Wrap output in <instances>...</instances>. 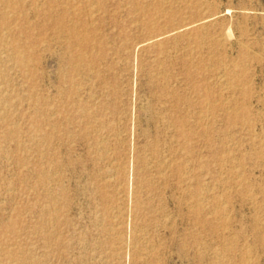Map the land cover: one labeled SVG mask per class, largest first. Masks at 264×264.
Listing matches in <instances>:
<instances>
[{"label":"rangeland","instance_id":"1","mask_svg":"<svg viewBox=\"0 0 264 264\" xmlns=\"http://www.w3.org/2000/svg\"><path fill=\"white\" fill-rule=\"evenodd\" d=\"M0 264H264V0H0Z\"/></svg>","mask_w":264,"mask_h":264},{"label":"bare ground","instance_id":"2","mask_svg":"<svg viewBox=\"0 0 264 264\" xmlns=\"http://www.w3.org/2000/svg\"><path fill=\"white\" fill-rule=\"evenodd\" d=\"M93 4V3H92ZM91 4V5H92ZM93 14V13H92ZM28 24V23H27ZM75 30V29H74ZM95 32V31H94ZM96 55V54H95ZM63 60V59H62ZM57 90V89H56ZM44 109H45V107H44ZM42 112V111H41ZM43 114V113H42ZM86 114V113H85ZM233 115V114H232ZM40 119H42V118H40ZM40 122H41V120H40ZM45 122V121H44ZM89 122V121H88ZM84 125H85V123H84ZM89 133V132H88ZM84 135V134H83ZM97 142H98V140H97ZM42 143V142H41ZM39 146H41L40 144H39ZM38 146V147H39ZM98 147V146H97ZM43 150H45V149H43ZM43 157V156H42ZM44 158V157H43ZM43 158H42V160H43ZM41 159V158H40ZM40 172H41V170H40ZM43 173V172H42ZM41 173V174H42ZM46 198H48V195H47V197ZM50 199V198H49ZM43 209H45V208H43ZM44 212V211H43ZM45 212H47V211H45ZM44 214V213H43ZM49 215H50V211H49ZM54 216V215H53ZM55 218V217H54ZM53 221H54V219H53ZM44 223V222H43ZM43 223H41L42 225H43ZM45 224V223H44ZM55 224V223H54ZM42 225L40 226V229L42 228L43 229V227H42ZM45 227V226H44ZM44 231H45V228L43 229ZM48 234V233H47ZM48 236V235H47ZM43 238V237H42ZM46 247V246H45Z\"/></svg>","mask_w":264,"mask_h":264}]
</instances>
